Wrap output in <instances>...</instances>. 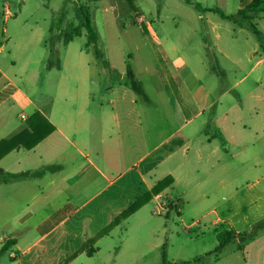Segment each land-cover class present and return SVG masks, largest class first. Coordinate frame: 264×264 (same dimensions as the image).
I'll list each match as a JSON object with an SVG mask.
<instances>
[{"label": "crops", "instance_id": "0c3cea01", "mask_svg": "<svg viewBox=\"0 0 264 264\" xmlns=\"http://www.w3.org/2000/svg\"><path fill=\"white\" fill-rule=\"evenodd\" d=\"M250 1L239 0L237 10ZM187 4L198 12L194 17L199 32L190 29L193 33L182 44L165 43L152 27L138 24L141 18L136 20L148 58L137 67L132 64L131 78L111 64L119 73L118 80L112 81L105 79L94 55L88 60H57L56 67L46 66L44 75L39 68L43 50L32 52L34 45L41 47L42 34L25 29L27 21L14 31L7 27L0 31V126L6 132L2 139L27 127L36 112L55 127L33 149L14 150L0 159L5 172L29 173L21 180L0 181V209L16 211L15 219L25 204L40 206L45 190L66 195L53 214L34 225L37 235H25L23 229L32 213L16 223L0 219V248L13 242L11 262L2 255L0 264H73L94 250L95 242L91 246L86 242L96 234L99 217L104 224L106 207L126 209L168 176L172 185L151 200L160 196L179 210L196 209L199 218L193 223L213 229L217 245L221 231L242 235L222 252L215 254L214 249L206 257L214 256L218 262L231 244L243 248L249 243L240 250L245 263L264 264V14L253 20L259 34L247 25L234 24L248 32L242 57H235L233 41L238 35L223 24L229 21L197 1ZM10 19L18 17L7 3L0 12V25L2 21L8 25ZM222 31L228 32L229 39ZM60 45L57 36L52 55H58ZM218 57L237 68L241 62L250 67L233 85L222 87L227 73ZM128 58L133 59L132 54ZM55 76L54 92L37 91L39 78L51 81ZM249 79L244 91L237 92ZM88 84L105 90L110 109L101 103L92 112L94 96ZM247 102L251 105L245 109ZM15 109L18 121L24 123H15ZM84 222L95 231L92 237L73 232Z\"/></svg>", "mask_w": 264, "mask_h": 264}, {"label": "rangeland", "instance_id": "374dc122", "mask_svg": "<svg viewBox=\"0 0 264 264\" xmlns=\"http://www.w3.org/2000/svg\"><path fill=\"white\" fill-rule=\"evenodd\" d=\"M136 12L129 8L127 0H100L90 4L93 23L99 33L98 46L104 54L105 59L114 65L116 69L125 74L127 66H138L148 58L144 48L143 37L138 29L141 24L147 29H152L157 32L158 37L165 43L170 41L175 43H183V38L189 37L190 29H195L199 32L198 19L194 14L198 12L190 4L184 3L183 0H132ZM197 1L203 7L219 8L226 14H234L240 5L239 0H190ZM85 2L84 0H0V12L3 11L4 5L8 3L10 10L17 14L18 20H9L8 25H0V31L8 28L9 32L16 28L23 27L21 21H27L25 29H35L42 34L43 42L41 47L34 45L32 52L34 54L43 50L42 62L39 65L40 71L45 75L48 72L46 66L49 67V62L54 63L60 60L66 61L70 59L85 60L92 58L91 51L86 50L87 37L85 31L82 36L75 37L67 47L58 46V55H51L49 45L45 44L50 37V30L53 29V34L59 35L58 31H65L70 24H77L75 16V6ZM19 12H22L20 17ZM144 21V24L142 23ZM160 17V18H159ZM141 20H138L140 19ZM143 18V19H142ZM218 18V17H217ZM216 18V20H218ZM138 20L137 24L134 22ZM60 21V22H59ZM59 22V23H58ZM38 23V25H36ZM228 28L234 30L238 37L233 41V53L235 57H242L241 45L244 41L247 31L239 30L233 23H223ZM177 28V29H176ZM264 28V27H262ZM125 29V31L123 30ZM227 35L228 32L222 31V35ZM30 37V31L27 33ZM168 39V42L167 40ZM193 39V38H192ZM3 41V40H2ZM182 42V43H181ZM65 46V45H64ZM10 46L5 50L8 54ZM90 52V53H89ZM132 54L133 59L128 58ZM11 58V57H9ZM242 61V58H240ZM222 68L227 73L226 81L221 82L222 87L233 85L236 80L240 79L249 69L250 64H243L240 67L232 65L230 62H221ZM53 66V67H54ZM220 70V69H219ZM261 70L264 71V65ZM75 71V70H73ZM221 71V70H220ZM58 70L54 69L53 74L57 75ZM58 77V75H57ZM57 77L54 80L45 81L42 77L35 83L37 91L39 89L55 91L58 83ZM228 80V81H227ZM247 80L236 88L237 92H243L245 86L251 82ZM90 92L94 96V101H91V110L96 112L97 108L105 105L106 108L111 107L109 104V96L105 90L100 92L101 87L88 84ZM102 94H105L101 96ZM234 96V95H230ZM170 104V102H169ZM251 105L250 102L244 104L247 109ZM17 109L12 111L14 114L15 123L18 125L25 121H18ZM107 123V120L105 121ZM13 123V122H12ZM2 126V125H1ZM0 126V139L5 135V130ZM69 197L76 198L75 195L67 194ZM66 195L51 194L50 190H45L41 196V205L29 202L24 205V211L20 212L15 219L12 217L15 212L12 209L1 210L0 219L17 222L22 217L32 213L30 219L23 223L25 235H37L39 232L33 229L34 225L53 214L57 204H61ZM26 196V200H27ZM166 207L159 215H153V210L159 202H163L162 198L149 201L143 208L131 214L127 218L115 220L112 223V217L117 219L125 210L114 207H106L104 211L103 225L99 217L96 225V234L93 236L95 240V248L90 255L83 254L79 256L73 264H246L241 255V249L246 250V243L243 248L233 243L228 247L227 255H224L218 262L214 261V256L206 257L208 252H213L216 247V237L213 229H204L196 223H193L199 218L198 211L192 208L185 210L179 207L169 209L168 200L164 199ZM51 202L53 206L51 207ZM182 214V217L179 215ZM74 214L73 218H78L80 215ZM20 225V223H19ZM80 228H74L73 232L79 237H92L95 232L89 227L88 222L80 223ZM89 227V228H88ZM203 230V231H202ZM89 246V245H88ZM91 246V245H90ZM9 252L3 255V260L11 262ZM213 255V253H211ZM204 262V263H203Z\"/></svg>", "mask_w": 264, "mask_h": 264}, {"label": "trees", "instance_id": "16d2710c", "mask_svg": "<svg viewBox=\"0 0 264 264\" xmlns=\"http://www.w3.org/2000/svg\"><path fill=\"white\" fill-rule=\"evenodd\" d=\"M75 6V16L77 24H70L64 32L57 35L63 42V45H68L75 37L82 36L85 31L87 37L86 50H90L94 55L97 65L100 67L106 80L112 81L118 80L119 73L113 70L110 63L105 59L103 52L98 46L99 33L93 23L92 11L90 4L96 3L100 0H84ZM129 8L136 12L132 0H127ZM187 3H191L190 0H185ZM198 10L202 7L200 4H195ZM208 11L219 15L223 20L232 22L235 25L242 26L247 25L254 33H258L257 23L253 20L256 15L264 14V0H251L244 8L237 10L234 14H226L221 9H208ZM53 29L50 30V37L46 44L49 45L50 50H53L54 40L57 36L53 34ZM52 55V51L50 52ZM49 65H53L50 61ZM128 77H132L131 66H127ZM55 130L54 125L42 116L39 112L34 113L28 120L27 127L23 128L20 132L13 134L7 138L0 140V159L14 150H31L36 147L40 142L47 138ZM29 176V173H8L0 169V181L7 183L11 181L21 180ZM173 183V178L168 176L155 184L149 193L143 197L137 198L132 202L120 215L118 219L127 218L131 214L138 211L142 206L147 204L154 196L162 193L165 189L170 187ZM176 205L169 204V209L176 208ZM112 222V223H115ZM245 235V234H243ZM242 236L236 234L232 230L221 231L217 234L218 245L215 248V254H218L224 250V248L236 237ZM95 240L89 239L86 244L91 245ZM13 245L12 241L6 242L0 248V257L7 253ZM90 253V252H88Z\"/></svg>", "mask_w": 264, "mask_h": 264}, {"label": "built area", "instance_id": "2783aa9c", "mask_svg": "<svg viewBox=\"0 0 264 264\" xmlns=\"http://www.w3.org/2000/svg\"><path fill=\"white\" fill-rule=\"evenodd\" d=\"M161 197H157V200L160 199ZM166 207V203L163 199V202H159L156 206L155 209L153 210V215H159L161 214V211L164 210V208Z\"/></svg>", "mask_w": 264, "mask_h": 264}]
</instances>
